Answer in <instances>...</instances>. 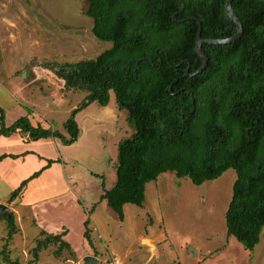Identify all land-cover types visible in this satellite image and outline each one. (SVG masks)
I'll return each instance as SVG.
<instances>
[{"label":"trees","instance_id":"16d2710c","mask_svg":"<svg viewBox=\"0 0 264 264\" xmlns=\"http://www.w3.org/2000/svg\"><path fill=\"white\" fill-rule=\"evenodd\" d=\"M183 1L87 0L94 36L111 46L95 58L51 64L65 87L88 91L64 122L68 136L53 126L34 125L29 112L7 124L0 106V137L21 133L27 142L58 138L70 145L81 133L77 113L94 101L108 105L112 90L135 131L119 142L116 181L101 199L123 220L125 205L142 206L146 185L164 172L201 185L234 168L227 233L253 251L264 227V1L233 0L242 35L232 43L204 44L209 59L196 76L186 75L204 61L196 50L200 26L195 18L202 23L203 38L230 37L237 29L226 14V0ZM185 17L195 18L178 21ZM26 153H2L0 161ZM46 160L11 191L9 202L44 169L61 162ZM0 217L7 221L11 240L18 231L15 213ZM89 224L87 217L84 237L91 243ZM67 233V228L61 233L41 230L34 260L51 244H58L56 256L71 250Z\"/></svg>","mask_w":264,"mask_h":264},{"label":"rangeland","instance_id":"374dc122","mask_svg":"<svg viewBox=\"0 0 264 264\" xmlns=\"http://www.w3.org/2000/svg\"><path fill=\"white\" fill-rule=\"evenodd\" d=\"M87 6V0H0V106L7 124L29 112L34 125L53 126L68 136L64 122L88 91L65 87L51 64L95 58L111 46L94 36ZM110 95L108 105L94 101L77 113L81 133L74 143L65 145L58 138L33 141L31 149L43 155L45 163L47 158L62 160L26 197L24 192L9 202L17 181L36 160L0 162V204L11 208L18 226L8 240L7 221L0 217V264H84L88 255L101 264L114 256L122 264H264V227L253 251L227 233L234 168L201 185L164 172L146 185L144 204H126L124 219H119L101 195L116 181L119 142L135 130L112 90ZM24 143L21 133L0 139V154H19ZM49 182V189H40ZM31 198L38 203L25 205ZM87 217L91 243L84 237ZM64 228L72 249L56 256L58 244H51L34 260L41 230L61 233Z\"/></svg>","mask_w":264,"mask_h":264},{"label":"water","instance_id":"95a60500","mask_svg":"<svg viewBox=\"0 0 264 264\" xmlns=\"http://www.w3.org/2000/svg\"><path fill=\"white\" fill-rule=\"evenodd\" d=\"M182 2L184 3L183 0H182ZM232 3H233V0H226V3H225L226 14L230 18V20L236 25V29H237L236 33L230 37L203 38L201 36V34H202V23L198 18L185 17L182 19H178L179 22H183V21H187L188 19H194L195 18L197 20L199 26H200L198 34H197L196 50H197L198 54L204 58L203 65L201 66L200 69H198L196 72H193V73H190L189 68H188L186 75L196 76V75L200 74L206 68L209 57H208L207 53L205 52V50L203 49L204 44H227V43H232L241 37L242 32H243V24H242L240 18L238 17V15L236 14V12L234 11ZM10 211H11V208L9 206H7L5 204H0V213L4 217L8 216ZM147 242H149V241H147ZM190 251H192L193 255L196 256L197 250L195 248L190 247ZM84 264H101V263L97 257H95L93 255H88L84 259Z\"/></svg>","mask_w":264,"mask_h":264},{"label":"crops","instance_id":"0c3cea01","mask_svg":"<svg viewBox=\"0 0 264 264\" xmlns=\"http://www.w3.org/2000/svg\"><path fill=\"white\" fill-rule=\"evenodd\" d=\"M63 81V80H62ZM16 94V93H15ZM15 107H18V105H16ZM12 136V135H11ZM11 136H9V137H11ZM9 137H5V136H1L0 137V139H7V138H9ZM48 139H51V138H48ZM42 140V139H41ZM39 141V140H38ZM31 145L33 146V141H31V142H27V143H24V150L21 152V153H24V152H28V153H26L25 155H21L20 157H17V158H11V157H7V158H5V159H3V160H1L0 162L2 163V162H4V163H6V162H8V163H13V162H21V163H25V162H27L28 161V159H35L36 160V166L34 167V168H31L30 170H29V172H27L24 176H22L18 181H17V184L19 185L20 184V182L23 180V178L25 179V178H27L29 175H31L32 173H34L35 171H34V169H36V168H38V167H43V166H45L46 164H47V160H46V163H45V161H44V159H45V157L43 156V155H41V154H39V153H37L36 151H34L33 149H31ZM3 153H10V152H3ZM2 154V153H1ZM39 159H38V158ZM58 158H60V157H57V158H52V159H58ZM61 159V158H60ZM62 160V159H61ZM3 163V164H4ZM57 163H60V162H54V163H52L51 164V166L50 167H48V168H46V169H44V171L41 173V175L40 176H38V177H36V178H34L33 180H31L30 181V183H29V185H28V187H27V189H26V191H25V193H24V196L26 197L31 191H32V189L35 187V185L37 184V183H40V182H42L43 180V178L42 177H44V174L45 173H48L50 170H52L53 168H55L58 164ZM37 171V170H36ZM51 185H56V183H51ZM46 186H50V182L49 183H42V185H41V187H40V189H43V190H46V189H49V187H46ZM38 198H34V199H30V200H27L26 201V203H25V205H36L37 203H38ZM37 202V203H36ZM80 203V202H79ZM60 227H61V225H60ZM63 227V226H62ZM61 227V228H62ZM61 230V229H60ZM59 230V231H60ZM68 234V233H67ZM66 234V235H67Z\"/></svg>","mask_w":264,"mask_h":264},{"label":"built area","instance_id":"2783aa9c","mask_svg":"<svg viewBox=\"0 0 264 264\" xmlns=\"http://www.w3.org/2000/svg\"><path fill=\"white\" fill-rule=\"evenodd\" d=\"M103 264H122V262L119 257L114 256L110 262H105Z\"/></svg>","mask_w":264,"mask_h":264},{"label":"bare ground","instance_id":"6f19581e","mask_svg":"<svg viewBox=\"0 0 264 264\" xmlns=\"http://www.w3.org/2000/svg\"><path fill=\"white\" fill-rule=\"evenodd\" d=\"M148 241V240H147Z\"/></svg>","mask_w":264,"mask_h":264}]
</instances>
